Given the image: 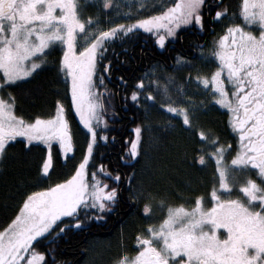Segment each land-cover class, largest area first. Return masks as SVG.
I'll return each instance as SVG.
<instances>
[{"label": "snow or ice", "instance_id": "1", "mask_svg": "<svg viewBox=\"0 0 264 264\" xmlns=\"http://www.w3.org/2000/svg\"><path fill=\"white\" fill-rule=\"evenodd\" d=\"M205 3L206 0H172L168 5H160L162 10L152 15L101 28L93 17L81 18L78 0H0V87L30 77L46 62V50L62 44L60 70L70 82L72 104L89 134L85 154L74 173L58 183L27 193L14 217L0 229V264H47V253L37 250L34 242L45 238V234L59 235L67 227H79L81 210L102 212L116 202L117 187H109L95 171L91 173V181L87 178L97 129L101 125L107 127L104 97L111 96L104 84L111 63L105 62L107 45L117 37L142 29L154 34L156 42L163 47L182 25L195 23L203 28ZM112 5L113 0H104L105 9ZM141 10H145L143 0L136 12L130 7L122 15L128 19ZM226 14L227 7L218 9L214 19ZM240 14L245 24H229L207 57L201 47V58L214 60L218 66L210 76L194 78L205 89L211 86L215 102L230 111V124L240 141L239 150L229 163L224 159L227 146L220 144L218 137L210 141L215 148L210 155L215 159L219 177L218 189L214 187L211 191L212 206H204L203 196H197L191 208L159 200L158 206L166 209L164 218L159 224H149L147 235L138 234V252L133 256L125 252L114 264H264V183H257L247 175L250 167L255 168L258 177L264 180V0H242ZM246 25H256L258 31ZM191 64L183 56L176 60L177 67ZM99 65H103L102 71H98ZM155 71L153 67L151 73L146 72L145 78L136 82L131 101L137 105L142 99L159 103L162 109L177 114L184 125L193 129L191 114L196 102L185 94L184 83H176L171 74L167 83L148 79ZM120 79L123 83V78ZM187 79H192L191 73ZM153 85L155 95L146 91ZM134 131L136 137L128 149L132 158L140 152L141 126L137 125ZM197 135L208 139L203 130ZM17 137L26 138L28 144L42 141L47 145L42 179H47L53 167V142L58 143L65 158L73 152L70 122L64 104L59 101L55 115L28 120L16 113L15 97L11 93L7 99L0 95V158L5 156L9 142ZM101 138L108 139L107 135ZM197 159L200 164L205 163L204 155ZM99 172L117 182L120 180L119 172L113 175L104 165L99 166ZM237 174L245 175L243 183L235 179ZM134 178L133 173L126 179L131 185ZM234 185L244 194V199L230 198ZM219 190H225L229 198H223ZM143 194L140 188L131 194V199ZM143 212L150 214L151 204L145 203ZM65 217L72 218L74 224L65 225L62 220ZM220 229H226L223 238Z\"/></svg>", "mask_w": 264, "mask_h": 264}, {"label": "trees", "instance_id": "2", "mask_svg": "<svg viewBox=\"0 0 264 264\" xmlns=\"http://www.w3.org/2000/svg\"><path fill=\"white\" fill-rule=\"evenodd\" d=\"M60 49L52 48L45 56V63L29 79L15 82L11 86L3 87L4 95L11 93L15 97V111L28 120L36 116L49 117L55 113L57 101L64 104L65 114L70 122L73 136L74 156L71 153L65 158L58 143L52 146L53 167L47 179L41 178L43 160L47 149L41 144H28L23 139H16L9 143L6 154L0 160V229L7 225L14 217L23 198L27 193L48 187L66 179L74 169V164L83 151L85 134L79 129L77 118L71 107V97L68 87L60 74ZM144 65H142L143 67ZM103 65L98 66V71ZM131 71V70H130ZM130 71L126 73V96L135 90L138 74L130 78ZM129 104H135L129 102ZM205 130L211 133L223 134L228 139L229 126L226 114L218 110H211L202 117ZM145 125V121H143ZM154 129V130H153ZM148 126L144 131V140L140 146V155L130 162H119V155L114 156V166L108 161L106 153L114 147L108 140L98 138L88 164L89 180L95 171L100 178L106 179L99 172V166L104 165L113 175L119 172L121 183L111 179V187H119L124 182V174H135L128 190L123 192L122 200L136 202L131 211L117 217L115 222L107 221L100 224L97 211L92 212L94 219H85L83 224L89 225L88 235L85 229L65 228L64 232L56 235H45V238L34 242L39 251L47 253V264H103L109 258L117 255L122 249V243L131 237L142 225L144 216L139 213L141 202L164 200L166 203L178 204L182 200L202 196L216 180L215 167L208 163L200 164L198 157L199 144L194 137L189 138L185 133H163ZM66 159V162H65ZM119 169V170H116ZM108 182V181H107ZM109 183V182H108ZM119 184V185H118ZM143 188L144 194L137 199H131V194ZM147 193H151L148 196ZM127 208L128 205H123ZM133 209V211H132ZM81 212H83L81 210ZM80 212V213H81ZM162 214V213H160ZM65 225H73L72 218H63ZM100 221V222H99ZM87 223V224H86ZM114 223L113 229L111 228ZM111 228V229H110Z\"/></svg>", "mask_w": 264, "mask_h": 264}, {"label": "flooded vegetation", "instance_id": "3", "mask_svg": "<svg viewBox=\"0 0 264 264\" xmlns=\"http://www.w3.org/2000/svg\"><path fill=\"white\" fill-rule=\"evenodd\" d=\"M172 2V0H143L145 5V10H141L138 15H133L132 17L125 19L122 13L126 12L130 7L133 12H136L139 7L141 0H113V5L105 9L103 7L104 0H78V11H82L85 14L86 18L88 16L93 17L94 19L99 21V27L108 28L118 23H129L132 20L138 19L141 16L152 15L154 12L161 11L162 8L160 5H168ZM242 0H206L204 9L202 10V15L204 17L203 28H200L199 25L195 23L190 25H182L180 28L176 30V35L174 37H169L165 41V45L161 47L156 42V37L154 34L148 33L144 30L133 31L128 35H124L122 37L115 38L111 43L107 45V51L105 53V62L110 61V75H106L104 78V84L111 93V96H105L104 102L106 106V111L104 112V116L107 120V127L105 128L103 125L97 129V139H102V135H107L108 142L112 144L114 149L110 152L106 153L107 160L110 161L112 166H114V156L115 159L119 155V162H127L126 159L131 158L130 162H133L140 155H137L135 158L130 157L128 154V149L130 148V141L135 139L136 133L134 131L137 125L141 126V143L144 140V131L148 126H152L156 128L155 130H160L163 133H174L176 131H181L185 133L189 138L194 137L199 144L198 148V156H205V163L210 162L215 167V171L217 172L215 159L211 157V155L206 154L205 151L208 150V145L211 144L210 141L213 137L219 138V143L227 146L229 152V161L235 156L236 152L239 150L240 141L239 134L237 131H234L230 124V111L217 104L213 98V93L211 97L208 99L207 91L212 90L211 86L208 89L203 88L195 81V77L197 75H208L215 70L218 66V62L208 59L201 58L200 52L201 47L204 50L205 57L208 56L209 52L213 49L214 42L221 36L226 27L229 24L233 23H241L245 24V21L240 14L241 12ZM227 7L228 14H226L223 18L216 20L214 19L215 12L218 9ZM120 13V15H118ZM97 25H93L96 27ZM246 27H248L246 25ZM48 50H46V53ZM178 56H183L186 59L192 61L190 66L185 65L181 67H177L176 60ZM142 65H144L142 67ZM153 67L156 68L154 74H151L148 79L159 80L161 83H167V76L171 74L175 77L176 83H184L185 86V94L188 97H191L195 103V111L191 114V119L193 121V125L195 126L193 129H189L186 125L183 124L182 119L177 114L168 113L166 110L160 107L159 103L153 104L151 101H146L142 99L140 104H129L131 101L130 96L128 95V99L126 97V81L127 78L126 73L130 71V78L133 74L137 73L139 76L138 80L141 78H145V73H151ZM103 68L100 69L102 71ZM191 73L192 79L189 81L188 74ZM123 78V83L120 78ZM137 80V81H138ZM99 87V84H98ZM135 87V86H134ZM175 85H170V88H174ZM204 91L202 92V90ZM146 91L155 92V85L152 88L146 89ZM176 95V93H173ZM157 100L160 101V97L157 96ZM182 103H186L181 101ZM211 110H218L221 113L226 114L227 123L229 126V134L230 137L228 139L223 138V134L218 132L211 133L205 130V126L203 125L202 117ZM145 121V125L143 123ZM154 130V129H153ZM199 130H203L208 134V139L204 140L197 135ZM104 140V139H103ZM106 141V140H105ZM203 146V150L202 149ZM73 146V150H74ZM231 151V152H230ZM117 155V156H116ZM71 156H74L73 152ZM119 170V169H116ZM110 172V171H109ZM121 172V171H117ZM120 174V173H119ZM133 173L126 176L124 174V182L121 183V175L118 188V198L114 204L111 205L110 208L103 210L102 212L98 209H88L82 210L80 213L79 219L83 222L86 217H92V212L97 211L99 213L100 224H105L107 221L115 222L119 215L123 213H127L128 210L131 211L133 205L134 209L137 208V203L135 202H127L122 200L123 192L129 189L130 184L127 177L131 176ZM105 175V174H104ZM244 175V174H238ZM252 179H255L257 183H264V180L258 177L257 170L255 168H251L247 173ZM245 176V175H244ZM108 180V185L111 187V177L105 175ZM215 183L210 185L208 190L203 194V203L205 207H211L214 202L211 197V191L215 187L218 189L219 184ZM238 187H233L230 190V193H235L237 195ZM225 194V190H219L218 194ZM231 195L230 198L240 197L244 199V194L240 192L238 196ZM195 196L191 202L188 200H182L181 203L178 204H170L173 206L183 204L187 208H191L195 204ZM223 197V196H222ZM225 198V197H223ZM226 198H229L227 196ZM190 200V199H189ZM156 201H153L155 203ZM146 203V202H145ZM141 202V208L139 213L144 216L142 221H145L142 225L137 227V230L134 234L129 237L126 241L122 243V249L112 258H109L107 262L105 261L103 264H114L116 260H118L125 252L129 256H133L136 252L140 250L139 245L136 243L138 234L147 235L146 229L149 224H159L161 220L164 218L165 213L160 214L157 212V218L151 219L148 217V214L143 212L144 204ZM152 205V203L148 202ZM257 207L259 206V202H255ZM123 205H128L127 208ZM133 211V209H132ZM95 216L92 217L94 219ZM87 224V223H86ZM114 223H112L111 228L113 229ZM75 229H85V236L88 235L90 226L81 224L79 227H74ZM110 228V229H111ZM219 234L221 238L226 234V229H220ZM57 234H55L56 236Z\"/></svg>", "mask_w": 264, "mask_h": 264}, {"label": "rangeland", "instance_id": "4", "mask_svg": "<svg viewBox=\"0 0 264 264\" xmlns=\"http://www.w3.org/2000/svg\"><path fill=\"white\" fill-rule=\"evenodd\" d=\"M79 13H80V15H81V18H85L86 19V16H85V14H83L82 13V11H80L79 10ZM248 26V25H247ZM249 28H250V30H252V31H254V32H257L258 31V27L256 26V25H251V26H248ZM52 48H58V49H60V52H61V55H63V45L62 44H59V43H57L55 46H53ZM51 48V49H52ZM78 48H79V45H78ZM43 65V64H42ZM42 65H41V67H42ZM40 67V68H41ZM39 68V69H40ZM38 70V69H37ZM36 70V71H37ZM35 71V72H36ZM34 72V73H35ZM33 73V74H34ZM32 74V75H33ZM60 74H61V76H62V78L64 79V81H65V83H66V85H67V87H68V90H69V92H70V82H69V80H68V78H66L65 77V75H64V73L60 70ZM31 75V76H32ZM30 76V77H31ZM30 77H25V78H23L22 80H20V81H23V80H26V79H29ZM0 79H2V76H0ZM17 82H19V81H17ZM2 88L3 87H0V95H2L5 99H7L8 98V96L7 95H4L3 94V91H2ZM204 91V89L202 90V92ZM207 95H208V99L211 97V95H212V90H208L207 91ZM70 97H71V92H70ZM71 107H72V111H73V113H74V115L76 116V118H77V122H78V126H79V129H80V131L82 130L83 131V133L85 134V136L86 137H84V142H83V149H82V151H83V153H82V155L78 158V160L75 162V167L78 165V163L80 162V160L83 158V155L85 154V151H86V146H87V142H88V140H89V134H88V131H87V129L84 127V125L82 124V122L80 121V119H79V115H78V113H76V111H75V107H74V105L72 104V101H71ZM56 110V109H55ZM53 115H55V113L53 114ZM66 115V114H65ZM52 116V115H51ZM47 118V117H46ZM102 126V125H101ZM16 139H23V140H25L26 141V138H24V137H17ZM15 141V140H14ZM10 142H13V141H10ZM9 142V143H10ZM27 142V141H26ZM55 143H57V142H53L52 143V146H53V144H55ZM31 144H41V145H43V146H45L46 147V149H47V151H48V148H47V145H45L42 141H33ZM215 150V148H214V146L212 145V144H209L208 145V150L207 151H205L206 152V154H208V155H210V153L212 152V151H214ZM229 152V149L226 147V152H225V157H224V159H225V163H229L230 161H229V155H227V153ZM231 152V151H230ZM0 160H1V158H0ZM90 161V160H89ZM74 171H75V168H74V170H73V173H74ZM87 171H88V167H87ZM72 173V174H73ZM49 175V174H48ZM88 180L90 179L89 178V175H88ZM67 179V178H66ZM233 178H231L230 177V181L232 180ZM235 179L239 182V183H243L244 182V179H245V176L244 175H238L237 174V176L235 177ZM89 181H91V180H89ZM216 183L217 184H219V177H218V172H216ZM214 183H215V181H214ZM233 187H237V186H233ZM36 191V190H35ZM241 191H240V189H237V195H235L236 194V192L234 193H230V196L231 195H235V196H238V194L240 193ZM221 196H223V197H227V195H225L224 193H222L221 194ZM191 200L192 199H190V200H188V201H190L191 202ZM150 203H151V201H150ZM152 212L150 213V214H148V217H151V219H154V218H157V212L159 211V213H165L166 212V209H164V208H161V207H159L158 206V201H156L155 203H153L152 205ZM66 218V217H65ZM63 219V218H62ZM46 235V234H45Z\"/></svg>", "mask_w": 264, "mask_h": 264}, {"label": "bare ground", "instance_id": "5", "mask_svg": "<svg viewBox=\"0 0 264 264\" xmlns=\"http://www.w3.org/2000/svg\"><path fill=\"white\" fill-rule=\"evenodd\" d=\"M77 160H78V158L76 159V161H77ZM76 161H75V162H76ZM74 168H75V165H74ZM73 170H74V169H73ZM107 172H109V171H107ZM72 173H73V172H72ZM72 173H71V175H72ZM111 173H112V172H111ZM69 176H70V175H69ZM69 176H68V177H69ZM68 177H67V178H68ZM100 179H101V180H104V181H106V182L108 181L107 178H106V179L100 178Z\"/></svg>", "mask_w": 264, "mask_h": 264}]
</instances>
